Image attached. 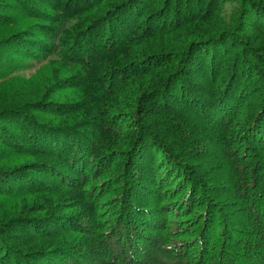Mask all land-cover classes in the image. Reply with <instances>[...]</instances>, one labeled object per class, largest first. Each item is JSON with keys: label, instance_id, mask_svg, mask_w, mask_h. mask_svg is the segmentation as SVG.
I'll return each instance as SVG.
<instances>
[{"label": "trees", "instance_id": "trees-1", "mask_svg": "<svg viewBox=\"0 0 264 264\" xmlns=\"http://www.w3.org/2000/svg\"><path fill=\"white\" fill-rule=\"evenodd\" d=\"M0 264H264V0H0Z\"/></svg>", "mask_w": 264, "mask_h": 264}]
</instances>
